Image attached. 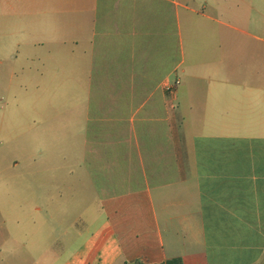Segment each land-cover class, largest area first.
I'll list each match as a JSON object with an SVG mask.
<instances>
[{"label": "crops", "instance_id": "1", "mask_svg": "<svg viewBox=\"0 0 264 264\" xmlns=\"http://www.w3.org/2000/svg\"><path fill=\"white\" fill-rule=\"evenodd\" d=\"M233 11V0H0L4 30L20 19V48H63L65 79L81 82L96 191L88 219H74L73 171L49 123L47 154L31 158L47 164L0 182V264H264V39L233 26ZM234 30L254 41L234 48ZM234 49L242 75L255 64L252 84L225 76Z\"/></svg>", "mask_w": 264, "mask_h": 264}, {"label": "rangeland", "instance_id": "2", "mask_svg": "<svg viewBox=\"0 0 264 264\" xmlns=\"http://www.w3.org/2000/svg\"><path fill=\"white\" fill-rule=\"evenodd\" d=\"M244 4L249 8L241 10ZM233 5L231 24L264 39V0H233ZM5 22L0 19V182L7 183L13 173L42 169L40 164H47L42 161L35 164L31 158L38 154L40 148L47 154L48 125L54 123L58 125L56 155L66 154L67 165L73 171L72 216L86 220L89 217L86 209H92L96 191L86 175L84 162L81 82L65 79L63 48L27 45L20 48V19L11 21L10 33L3 29ZM253 41V38L233 31L234 48ZM33 56H36L35 60L31 59ZM254 66L249 60L247 76L242 75L244 63L239 51L234 49L233 60L226 67L225 76L233 86L252 84ZM257 68L258 85L264 89V54L263 61L258 60ZM64 124L67 125L66 130ZM19 126L20 136L11 141L10 132ZM16 160L19 164L14 166ZM79 225L83 226V222L80 221Z\"/></svg>", "mask_w": 264, "mask_h": 264}, {"label": "built area", "instance_id": "3", "mask_svg": "<svg viewBox=\"0 0 264 264\" xmlns=\"http://www.w3.org/2000/svg\"><path fill=\"white\" fill-rule=\"evenodd\" d=\"M179 84H180V81H179V80H176V81L173 82V83H169V84H167L166 87H165V89H166V91H168L169 93L174 94V93L176 92V90H177Z\"/></svg>", "mask_w": 264, "mask_h": 264}, {"label": "trees", "instance_id": "4", "mask_svg": "<svg viewBox=\"0 0 264 264\" xmlns=\"http://www.w3.org/2000/svg\"><path fill=\"white\" fill-rule=\"evenodd\" d=\"M134 264H145V263L136 262ZM161 264H183V262L180 258H174V259L167 260L166 262L161 263Z\"/></svg>", "mask_w": 264, "mask_h": 264}]
</instances>
